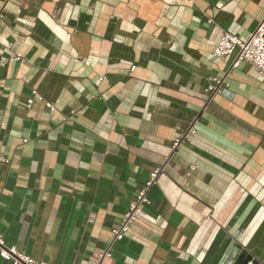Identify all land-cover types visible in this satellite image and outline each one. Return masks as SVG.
<instances>
[{
	"label": "crops",
	"instance_id": "0c3cea01",
	"mask_svg": "<svg viewBox=\"0 0 264 264\" xmlns=\"http://www.w3.org/2000/svg\"><path fill=\"white\" fill-rule=\"evenodd\" d=\"M263 16L264 0H0L4 244L46 264H220L234 243L233 264H264V78L241 62L203 92L233 59L213 55L221 31Z\"/></svg>",
	"mask_w": 264,
	"mask_h": 264
},
{
	"label": "built area",
	"instance_id": "2783aa9c",
	"mask_svg": "<svg viewBox=\"0 0 264 264\" xmlns=\"http://www.w3.org/2000/svg\"><path fill=\"white\" fill-rule=\"evenodd\" d=\"M10 1V0H7ZM20 6L22 0H15ZM213 55L217 57H225L233 55V59L228 69L220 76H214L210 79V82L204 87L203 92L210 100L213 95L221 94L225 91V78L232 69H235L241 62L250 64L263 78H264V16L260 19L255 29L247 37H239L227 30H222L221 34L214 45ZM14 58H17L15 56ZM34 96L41 99L39 95L34 93ZM32 98L28 100L30 103ZM47 105L52 109L50 103ZM194 132L190 127L188 131L177 137L173 145L177 146L183 139H186L190 134ZM1 161H8L7 158L0 155ZM162 167L154 169L149 179L144 186L135 194L134 198L130 201L128 208L121 215V218L116 227L111 230V241L121 239L129 230L132 223L135 222L137 216L140 214L142 206L149 202L147 197V190L149 186L155 181L158 174L162 171ZM110 255V244L100 253L99 259ZM0 257L6 260H10L12 264H46L43 261H38L28 254L18 251L15 246H7L0 235Z\"/></svg>",
	"mask_w": 264,
	"mask_h": 264
},
{
	"label": "bare ground",
	"instance_id": "6f19581e",
	"mask_svg": "<svg viewBox=\"0 0 264 264\" xmlns=\"http://www.w3.org/2000/svg\"><path fill=\"white\" fill-rule=\"evenodd\" d=\"M248 259L246 254L241 250L239 245H235L234 243H230L227 248L224 256L222 257L220 264H233L237 261H245Z\"/></svg>",
	"mask_w": 264,
	"mask_h": 264
}]
</instances>
